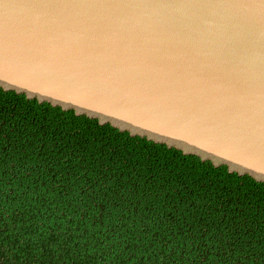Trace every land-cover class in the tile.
<instances>
[{
  "label": "water",
  "instance_id": "95a60500",
  "mask_svg": "<svg viewBox=\"0 0 264 264\" xmlns=\"http://www.w3.org/2000/svg\"><path fill=\"white\" fill-rule=\"evenodd\" d=\"M0 87L264 182V0H0Z\"/></svg>",
  "mask_w": 264,
  "mask_h": 264
},
{
  "label": "trees",
  "instance_id": "16d2710c",
  "mask_svg": "<svg viewBox=\"0 0 264 264\" xmlns=\"http://www.w3.org/2000/svg\"><path fill=\"white\" fill-rule=\"evenodd\" d=\"M0 264H264V182L0 87Z\"/></svg>",
  "mask_w": 264,
  "mask_h": 264
}]
</instances>
